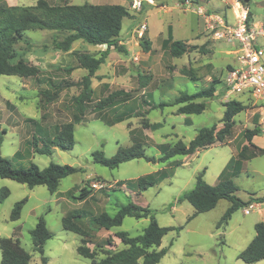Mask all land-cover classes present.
<instances>
[{"label":"rangeland","instance_id":"374dc122","mask_svg":"<svg viewBox=\"0 0 264 264\" xmlns=\"http://www.w3.org/2000/svg\"><path fill=\"white\" fill-rule=\"evenodd\" d=\"M46 1L53 5L88 3L126 7L129 17L122 21L119 35V44L125 48V52L118 53L113 48L109 50L105 62L91 80V87L94 91L93 102L117 90L131 93L132 99L117 105L115 110L104 111L100 117L91 111L92 104L88 108L86 121L74 128V147L71 150L55 148L50 156H43L32 153L28 141L32 136L38 139L52 137L53 125L70 119L71 98L79 93V87L64 90L59 99L44 111L38 89L31 81L17 76H0V156L10 159L14 167L27 168L34 163L39 169H44L52 163L78 169V172L60 181L55 193H50L45 186L29 189L9 179H0V189L9 191V196L0 203V239H17L31 255L29 264H42L41 255L33 251L30 231L43 217L51 234L43 247L46 264H91L90 260L77 255L80 237L62 230L61 219L77 209H84L90 215L105 212L113 216L121 205L132 202L150 209L159 226L181 227L178 231H169L162 238L160 249L167 252L159 264H245L238 259V255L255 235L253 223L259 222L255 211L245 215L243 208H240L226 225L216 228L226 210L227 201H221L212 211L198 214L189 222L187 218L193 214V207L186 201H178L184 193L193 189L196 177L202 171L206 184L216 183L217 176L244 140V131L253 129L262 117L254 100L226 94L224 77L229 69L237 65L235 46L211 39L201 19L192 12V6H188L197 4L206 10L221 11L223 1L151 0L150 3L141 0L139 9L131 7L132 0ZM36 2L0 0V3L9 6H34ZM247 5L255 21H264V0H249ZM227 15L231 20L230 12ZM142 24L146 25V29L138 38L136 31ZM169 31L173 40L182 41L194 49L179 58L171 57L168 50L162 47ZM63 36L46 30L27 31L24 40L15 45L12 62L21 59L37 67L43 75L58 79L63 74L54 70L77 66L73 52L98 57L103 50L102 46H92L83 41L70 48L69 52L72 49V53L54 49L53 40H61ZM142 39L148 42V50L143 48ZM79 75L80 72L75 71L73 78ZM213 80L218 81L216 91L211 98L204 100L206 109L199 115L177 114V106L163 110L149 109L151 103L171 102L182 93L193 94L208 87ZM231 99L241 102L245 109L234 117L231 134L224 143L215 142L192 155L172 157L166 163L136 159L120 164L117 169H109L93 162L94 151L111 157L118 148L130 147L137 142L142 145L147 157L158 159L162 156L163 147L173 146L179 141L188 145L201 128L212 125L221 128L225 111L223 104ZM200 101L203 100H196ZM143 102H147V105ZM43 113L45 118L42 119ZM123 113L130 115V118L120 123L106 124L107 119ZM104 115L107 119L103 118ZM142 122L158 124V128L144 129ZM229 139L231 141L228 142ZM18 151L22 155L13 159ZM247 169L248 173H243L235 183L238 188L236 196L240 199L245 198V185H249L258 195L264 192V158L254 159ZM162 170L165 177L139 194L133 188L126 189L124 186L127 182L132 183L137 178ZM252 170L256 171L254 178ZM97 179L107 187L91 190L85 199H80L81 188ZM118 182L124 185L117 186ZM22 199H26V203L20 217L11 221L10 212L14 204ZM81 224L93 234L92 244L88 247L95 252L96 259H100L103 250L123 248L115 237L116 232L139 236L149 224V219L126 217L121 226L109 231L94 230L87 219H82ZM105 240H109L108 246H104ZM255 264H264V260Z\"/></svg>","mask_w":264,"mask_h":264},{"label":"trees","instance_id":"16d2710c","mask_svg":"<svg viewBox=\"0 0 264 264\" xmlns=\"http://www.w3.org/2000/svg\"><path fill=\"white\" fill-rule=\"evenodd\" d=\"M248 1L246 0V2ZM128 17V10L120 4L92 5L84 3L82 5H70L64 3L53 5L48 4L46 0H37L34 6H9L0 3V76H17L32 80V85L38 89L37 92L42 103L41 108L44 111L48 105L59 99L64 90L71 87H79L80 89L79 93L71 98L70 119L53 125L52 137L38 139L32 136L31 140L28 141L32 153L50 156L55 148L71 150L74 147V128L86 121L88 108L92 104L91 111L96 117H100L104 111L115 110L117 105L132 99L131 93L117 90L93 102L94 91L91 87V79L105 62L109 50L113 48L118 53L125 52V48L119 44V35L122 21ZM34 30H46L63 34L61 40H53V48L61 52H68L71 45L78 40L92 46H102L103 50L98 57L85 52L72 53L76 58L77 67L86 71V75L81 77L79 81L74 82L69 78L74 70L73 67L59 70L60 72H58L63 75L58 79L47 77L42 75L37 67L21 59L15 63L12 62L15 45L24 40L27 31ZM170 32H168V38L162 42V47L168 50L171 57L179 58L194 49L182 41L173 40ZM142 40L143 48L148 50V42ZM104 45L107 47L104 48ZM217 84L218 81L213 80L208 87L193 94L182 93L171 102H161L157 105L151 103L149 109L163 110L166 107L177 106V114L199 115L206 109L204 100L214 95ZM199 99L203 101L196 102ZM143 103L147 105V102ZM223 106L225 111L221 119V128L218 129L216 125L201 128L188 145L179 141L173 146L163 147L162 156L158 159L147 157L142 145L137 142L130 147L118 148L111 157H105L101 151H94L92 153L93 162L109 169H117L120 164L136 159H144L152 163H166L172 157L192 155L198 150L212 146L215 142L224 143L225 138H228L231 134L234 117L241 113L245 106L236 100L225 102ZM41 117L42 119L45 118V114L43 113ZM103 118H106V115ZM128 118H130V115L123 113L110 120L106 118V124L120 123ZM27 121L32 122L30 119H27ZM142 126L144 129L154 130L158 128V124L150 125L147 122H142ZM260 132L261 129L258 125L251 130L244 131L243 137L249 146L241 148L238 154L239 159L257 155L264 156V149H259L251 144V138ZM1 140L0 135V142ZM21 155V152L18 151L14 154L13 159L19 158ZM238 164H240V160L237 161L231 158L225 169L220 173L218 182L213 186L206 184L202 179L204 171L197 175L193 189L184 193L178 199V201L188 202L193 207V214L187 218V222L198 214L213 210L219 200H226L230 203V206L216 224V228H220L228 223L232 214L238 209L248 207L253 202H264V196L250 198L247 201L236 197L237 187L232 182L231 177L238 173V170H235V166ZM76 172H78V169L71 166L52 163L44 169H39L34 163H30L27 168L14 167L10 159L0 156V179H9L25 185L29 189L36 186H45L50 193H55L60 181ZM164 177L165 171L162 170L157 174L137 178L132 183L127 182L124 185L123 182H118L116 185H124L126 189L133 188L134 191L140 193L154 186ZM91 190L89 186L81 188L80 199H85ZM8 196L9 191L6 188L0 189V203ZM25 203L26 199H22L14 204L9 216L11 221L19 219ZM126 217L136 220L149 219V224L143 229L142 234L136 237H131L126 232H116L115 237L120 241L123 248L116 251L103 250L102 257L96 259L95 252L88 247L89 244H92L93 234L84 228L81 220L87 219L96 231H109L114 227L121 226ZM61 228L80 237L76 253L82 258L90 260L91 264H159L167 252L166 249H160L162 238L169 231L181 229V227L159 226L150 209L132 202L121 205L113 216L105 212L90 215L84 209L73 210L61 219ZM254 231V237L238 255V259L245 264H255L264 260V223H256ZM30 235L33 251L39 253L41 263L46 264L47 258L44 257L43 247L46 241L51 238V234L43 217L38 219L36 226L30 231ZM108 245L109 240H105L104 246ZM30 259L31 255L21 247L17 239L11 237L0 239V264H29Z\"/></svg>","mask_w":264,"mask_h":264},{"label":"built area","instance_id":"2783aa9c","mask_svg":"<svg viewBox=\"0 0 264 264\" xmlns=\"http://www.w3.org/2000/svg\"><path fill=\"white\" fill-rule=\"evenodd\" d=\"M147 1L152 3L151 0ZM222 1L225 8L223 13L206 10L197 4L188 6H192V12L201 19L211 39L235 46L237 65L229 69L224 77L226 94L248 97L264 106V22L255 21L246 0ZM140 5L141 0H132L133 9H139ZM229 12L231 20L227 15ZM145 29L146 25L142 24L136 31V36L141 38ZM89 187L92 190H102L107 186L101 180H93Z\"/></svg>","mask_w":264,"mask_h":264},{"label":"crops","instance_id":"0c3cea01","mask_svg":"<svg viewBox=\"0 0 264 264\" xmlns=\"http://www.w3.org/2000/svg\"><path fill=\"white\" fill-rule=\"evenodd\" d=\"M125 1V0H124ZM213 11V10H212ZM216 12H220V13H223V12H225V8H224V6H223V8H222V10L221 11H217L216 10ZM262 22H264V21H262ZM78 41H80V40H78ZM78 41H75L72 45H71V47H72V49H73V47H74V45L78 42ZM71 49V51L69 52H65V53H72L73 52V50ZM74 68V70L71 72V74H70V76H69V78H70V80H74V79H76L75 81H77V79L79 78V77H83L84 75H86V71L84 70V69H81V68H78L77 66H74L73 67ZM67 69V68H66ZM59 70H62V69H56V70H54V71H59ZM75 71H79L80 72V75L77 77V78H73V73L75 72ZM82 71H85V72H82ZM60 72V71H59ZM96 74H97V72L95 73V75H94V77L91 79V80H93L94 78H95V76H96ZM43 75V74H42ZM44 76H49V77H51V75H44ZM51 78H53V77H51ZM29 81H31V83H32V80H30V79H28ZM258 111H259V114L262 116L261 118H260V120H259V122L257 123V125L260 127V129H261V132L258 134V135H256V136H253L252 138H251V144L252 145H254L255 147H257V148H259V149H264V126H262V124H264V106H262L261 104H258ZM229 141H231V139H229L228 140V142ZM243 146H249V144L245 141V140H243L241 143H240V145L238 146V148H237V151L232 155V157L231 158H233L234 160H240V164H238V165H236L235 166V170H238V173L237 174H235V175H233L232 177H231V180H232V182L235 184L236 183V181L237 180H239L240 179V176L243 174V173H248V169H247V165L249 164V163H251V161H253L254 159H257V158H259V157H263L264 158V156H260V155H257V156H254V157H250V158H246V159H239L238 158V154H239V152L241 151V148L243 147ZM248 156V155H247ZM230 158V159H231ZM229 159V160H230ZM229 160H228V162H229ZM228 162H227V164H228ZM226 164V165H227ZM226 165H225V167H226ZM225 167L221 170V172L225 169ZM220 172V173H221ZM220 173H219V175H220ZM251 173H252V178H254L255 177V174H256V171H251ZM219 175L217 176V180H216V183L218 182V180H219ZM203 177H204V175H203ZM216 183H209V184H211L210 186H213V185H215ZM117 184V183H116ZM236 186V185H235ZM237 191H238V188H237ZM237 191H236V193H237ZM243 192L244 193H246L245 194V198L244 199H241V200H243V201H247V200H249L250 198H259V197H263L264 196V192H263V194H261V195H258V193L257 192H255V191H253V189H251L250 187H249V185H245L244 187H243ZM236 193H235V195H236ZM139 194V193H138ZM237 197V196H236ZM240 199V198H239ZM221 201H226V200H219L218 201V203H220ZM217 203V204H218ZM227 207H226V209L230 206V203L227 201ZM212 211V210H211ZM226 211V210H225ZM245 211H248V213H245ZM253 212V211H255V213H256V220H258L259 222L258 223H264V202L263 203H255V202H253V203H251L248 207H245V208H243V213L245 214V215H249L250 214V212ZM210 212V211H209ZM207 213V212H206ZM224 214V213H223ZM221 218V217H220ZM231 219V218H230ZM229 222V221H228ZM254 222H256V221H254ZM254 225L256 224V223H253ZM252 240V239H251ZM249 244V243H248ZM247 244V245H248ZM246 245V246H247Z\"/></svg>","mask_w":264,"mask_h":264},{"label":"water","instance_id":"95a60500","mask_svg":"<svg viewBox=\"0 0 264 264\" xmlns=\"http://www.w3.org/2000/svg\"><path fill=\"white\" fill-rule=\"evenodd\" d=\"M107 46L106 45H104V48H106Z\"/></svg>","mask_w":264,"mask_h":264}]
</instances>
